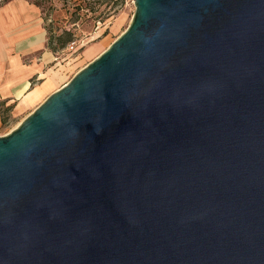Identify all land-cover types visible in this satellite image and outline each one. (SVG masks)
Masks as SVG:
<instances>
[{
	"label": "water",
	"instance_id": "1",
	"mask_svg": "<svg viewBox=\"0 0 264 264\" xmlns=\"http://www.w3.org/2000/svg\"><path fill=\"white\" fill-rule=\"evenodd\" d=\"M134 3L0 134V264H264V0Z\"/></svg>",
	"mask_w": 264,
	"mask_h": 264
},
{
	"label": "crops",
	"instance_id": "2",
	"mask_svg": "<svg viewBox=\"0 0 264 264\" xmlns=\"http://www.w3.org/2000/svg\"><path fill=\"white\" fill-rule=\"evenodd\" d=\"M48 42L38 4L0 3V124L39 106L58 82L60 53Z\"/></svg>",
	"mask_w": 264,
	"mask_h": 264
},
{
	"label": "rangeland",
	"instance_id": "3",
	"mask_svg": "<svg viewBox=\"0 0 264 264\" xmlns=\"http://www.w3.org/2000/svg\"><path fill=\"white\" fill-rule=\"evenodd\" d=\"M28 1L39 2L48 38L65 30L72 33V40L65 47L57 45L56 51H59L62 61L59 65L60 77L41 103L104 52L127 29L135 12L134 0H118L117 3L116 0H100L99 4L88 0L93 9L87 7L83 0ZM34 109L2 122L0 134L11 132Z\"/></svg>",
	"mask_w": 264,
	"mask_h": 264
},
{
	"label": "trees",
	"instance_id": "4",
	"mask_svg": "<svg viewBox=\"0 0 264 264\" xmlns=\"http://www.w3.org/2000/svg\"><path fill=\"white\" fill-rule=\"evenodd\" d=\"M6 1H8V0H0V3L2 4V3H5ZM83 1H85L87 3L86 4L87 7H91V9L94 8V6H90V2H87L88 0H83ZM117 1L118 0H116L115 3H117ZM35 3L39 5V2H35ZM95 3L99 4L100 0H95ZM55 40H56V42H55ZM71 40H72V33L70 31H66L65 30L61 34H58V35L52 34V35H50L48 44H49V46L51 48H53L55 50L57 48V45L60 48H63ZM54 43H56L55 44L56 46L54 45Z\"/></svg>",
	"mask_w": 264,
	"mask_h": 264
}]
</instances>
